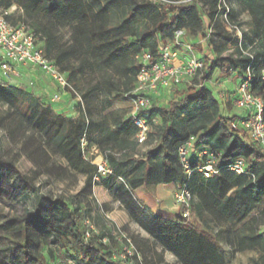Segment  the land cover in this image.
<instances>
[{
  "label": "rangeland",
  "instance_id": "obj_1",
  "mask_svg": "<svg viewBox=\"0 0 264 264\" xmlns=\"http://www.w3.org/2000/svg\"><path fill=\"white\" fill-rule=\"evenodd\" d=\"M153 3L157 0H151ZM168 1V0H167ZM255 4L240 2V0H223L216 9L218 13V20L216 23L210 17L214 8L208 10L207 5L199 6V13L203 19H206V27L203 29L199 27L198 30L203 29L205 35L210 34L211 38H214L216 30L224 37L231 38L225 58L226 68L229 67L230 60H234L237 57L235 47L240 42L245 45V53L254 54L263 53L264 47L260 43L261 33L263 31V25L252 15V8L255 6L264 8V0H253ZM184 6L182 0H178L176 6ZM8 7L6 10L11 11L10 22L14 25L20 23L32 24L35 26L34 32L40 37L37 42V47L44 54L54 61L55 56L59 51L72 52L79 50L81 56L71 57L66 62L65 68L62 69L69 83L75 88L76 92L80 95L86 96L84 100L85 111L79 108V101L75 94L72 92H62L55 85V83L47 77L40 69L30 68L29 66L15 67L12 72L5 73L0 69V140L3 143L2 153L12 152V154L20 155L17 167L23 173L30 178L36 177L35 180H31L32 191L26 184L22 183L20 179L12 177L10 172H4L0 169V213L3 215L2 221L10 217L24 218L28 214H37L41 210L47 208V198L53 200H62L71 206H79L81 213L84 216V226L87 229L91 237L102 239V235H105L103 243L109 246L110 251L114 254L115 260L122 258L125 264H186L177 254L178 249L181 246L182 235L184 232L189 231L186 227L185 231L178 232V234L169 235L168 233L152 236L145 232L137 223L131 220L129 212L124 206L123 202L118 198V187L124 185V182L117 181L113 187L105 189L104 187L96 188L92 191H86L88 189V182L86 175L74 170L68 160H62L59 157L58 143L47 147L42 145L46 140V134L58 119V110H53V114L40 113L38 117L31 121L33 113L37 110L39 105V99L46 104L45 108L59 106H67L70 109L64 113V116L70 120L68 125L65 126L62 137L65 138L69 135H74L73 130H78L76 137L80 149H82L83 156L86 158L85 162L91 163L95 166L106 162V153L115 154L117 157H121L119 152H115L114 149H106L103 154L104 160H91L99 156V153L92 151L91 143L101 142L108 137V134L99 132L93 138H86L83 142L84 125L87 124L86 117L93 124H107V121L100 122V119L107 117L111 114L112 108L114 109L116 104L120 105L121 109L127 112L132 111L135 105L130 99V93L137 88L136 77L139 72V64L134 63L135 59L124 56L114 62H107L104 70L100 71L95 62V56L90 57L88 61L86 56L89 54L82 52V49L75 42V35L80 30V25L63 24L59 18V14H48L46 10L57 7L60 10L63 9V3L61 0H54L51 4H45L43 11L37 12L33 17H29L26 11L19 7ZM2 7L0 6V11ZM225 10V11H224ZM227 10H230V16L228 20L230 23L237 25L244 30L242 39H239L238 33L231 31L228 25L223 24L224 15ZM97 10L92 9L91 17ZM1 13V12H0ZM110 22L112 27V33L108 36L109 41L114 38H119V30L117 29L123 22H126L128 29L124 36L126 45L133 48V45L138 43V40L145 31L146 23L136 24L134 20H129L127 9L123 10L121 16H118L114 11L110 10ZM211 18V19H210ZM205 22V21H204ZM92 29L94 23L92 21H85ZM244 27V28H243ZM242 30V31H243ZM52 36L51 45L48 48V37L45 32ZM201 32V30H200ZM244 32V31H243ZM246 35V36H245ZM191 33L185 34L184 39L189 48L178 47L176 43L171 42L168 44L171 51L177 54L176 62L186 63L192 58L202 60L204 62L205 56L199 46L195 45L196 38ZM95 35L91 34L93 40V51L105 50V44L97 41ZM223 40L221 37L219 38ZM123 42V40H122ZM84 50V49H83ZM86 50V49H85ZM48 52V53H47ZM95 55V54H93ZM105 56V55H104ZM103 56V57H104ZM134 59V61H133ZM157 59H160L158 57ZM140 60V59H139ZM104 61V59H103ZM175 63V61H174ZM128 65L127 72L124 73L123 66ZM262 67L264 69V59ZM65 69V70H64ZM103 69V68H102ZM131 74L132 77L128 75ZM125 78V80H124ZM223 80H227V83L221 84ZM241 78L237 74L230 76L223 75L217 72L211 80H195L193 82H186L179 89H173L168 92V95L172 99L176 91H187L193 87L210 88V92H217L227 103L231 102L230 111L236 113L239 117L245 116V111L236 107V99L238 94V88L241 82ZM200 85V86H199ZM55 94L69 97L68 100L53 101ZM150 98V106L147 110L159 105V110L169 112L168 105L164 100L160 101L156 97ZM15 100V101H14ZM131 105V109L128 105ZM108 110L109 113H105ZM45 112V111H44ZM62 116V115H61ZM106 120V118H105ZM113 121V117H110ZM153 135L160 136L159 130L160 121L156 120L152 125ZM101 128V127H100ZM99 128V129H100ZM97 129V128H96ZM98 130V129H97ZM102 130V129H101ZM158 130V131H157ZM151 130L149 128L148 141L151 140ZM153 138V137H152ZM248 147H251L249 141L246 142ZM147 151V150H146ZM123 161V160H119ZM130 163L134 161L136 164L143 160H127ZM108 166V164H107ZM109 167V166H108ZM142 166L137 171L138 178L143 176ZM103 181H108L110 174L102 175ZM97 184H101L99 179H95ZM148 183V182H147ZM102 186V185H101ZM156 191V189H155ZM146 195L151 196L149 189H146ZM158 195H163L164 191L156 192ZM176 196V195H175ZM150 197V198H151ZM168 207L172 208L176 204V198L170 197L166 199ZM165 206V205H164ZM161 208L163 206H160ZM151 208V207H150ZM152 209V208H151ZM61 211L57 209L56 216H60ZM205 220V218L203 219ZM206 221V220H205ZM210 219L208 218V222ZM210 223H212L210 221ZM209 233L213 237L218 238L222 245V253L226 263L229 264H264L262 259L264 256V246L258 250L248 253L243 256L229 255L228 235L224 231H221L219 227L213 225V228H208ZM217 232V233H216ZM172 236L173 238H171ZM115 238L116 245H110V238ZM49 242L51 243V249L56 254H60V247L57 245V239L53 235H47ZM13 245L9 238L0 231V264H16L11 254ZM125 258V259H123ZM52 264H80L74 254H71L68 258L60 261L53 262ZM100 264H107L105 261Z\"/></svg>",
  "mask_w": 264,
  "mask_h": 264
},
{
  "label": "trees",
  "instance_id": "obj_2",
  "mask_svg": "<svg viewBox=\"0 0 264 264\" xmlns=\"http://www.w3.org/2000/svg\"><path fill=\"white\" fill-rule=\"evenodd\" d=\"M61 1L63 3L62 10L57 7H52L46 10L47 13L53 15L60 13L59 20L63 24L80 25V31L75 35V42L80 49H82V52L84 51L95 56V62L100 71L104 70L106 66L104 63H112L122 59L125 56V52H127V49L124 47L117 49L123 42H125L126 46L127 42L124 41V36L128 29L126 22H123V24L117 28L120 29L119 38H114L110 41L108 39V36L113 30L110 22V10L114 11L118 16H121L123 10L127 9L129 20H134L137 25L144 21L148 22L143 35L138 37V43L133 45L135 52L139 53V59L144 51H150L155 60H159L157 58L161 56L162 50L171 42L176 43V32L185 29L187 26H191L193 29H198L201 22L199 15L195 12L193 7L187 9L182 5L176 6L177 4L165 3L162 0H157L154 3L151 0ZM168 1L178 2V0ZM247 1L251 5L255 4L253 0ZM52 2H54V0H0V6L4 10L8 7L19 6L26 11V14L29 17H33L35 13L45 9V4H51ZM217 6L218 0L213 4L214 11L211 16L213 22L218 20V13L216 12ZM92 9L97 11L95 14L93 13V16L91 17V14L89 13H92ZM251 13L263 25L260 43L264 47V8L255 6L252 8ZM87 20L92 21L95 28L92 29L89 24H86L85 21ZM30 25L35 29L34 25ZM149 25H152V31L149 30ZM48 32L49 31L45 32L47 37L50 34H48ZM91 34L98 37L97 41L101 42V44H105V50L109 52L107 53L108 56L106 55V60L103 61V59H101L103 58L100 56L101 51L99 53L97 52L98 50L93 51L94 48H92L93 40L91 39ZM211 37L212 36L209 34L204 35L207 53L204 54V62L200 60L204 64V69L200 73V75H202L200 80L209 81L217 72H219L227 76L237 74L238 77L242 79V82L246 78L248 70H251L253 72V78L250 91L262 96L264 99V80L262 79V73L264 71L262 67L264 52H255L254 54L244 55V49L236 51L237 57L234 60H230L229 67L226 68V49L218 47L217 42L221 40L219 39L220 37L226 42H231L232 39L230 37L227 38L222 36L217 30L213 36L214 38H217V40L215 41ZM48 40L49 49V45L52 44V36L49 35ZM178 47H180V45ZM201 51L203 50L201 49ZM81 54L82 53H80L79 50H75L69 53L64 52L62 57H78L81 56ZM140 67L141 64L139 70ZM193 81L184 80L179 85L169 88V90H177L184 83ZM209 94H211V92L207 88L196 86L184 92L176 91L173 98L168 103L169 112L166 113L168 119H170L172 123L166 129L161 130L160 135L162 141L168 144V148L174 152L176 151L177 158L174 162L177 163L178 166L175 172H180L182 174L180 188L182 189L186 185L192 194V191L195 190L194 178L196 174H202L199 170L207 166L208 162L211 161L209 159L212 156L214 159L213 173H215L217 169V171H221L220 173H231L235 178L233 183L223 185L218 181L205 178L202 174L207 182L201 185L200 189L207 192V195L210 196L214 205L223 206L226 193L234 186L240 187L244 194H256L259 197H264V170H259L256 166L257 162L264 160V152L252 141L251 147H245L243 140L238 136L237 132L246 133L247 135L248 133L242 130H233L231 126L228 125V122L231 120H234L235 122L237 116L229 117L225 116V114L223 115L220 112L221 104L219 100L216 97H211ZM81 97L84 102L86 96L83 97V95H81ZM145 97H148V99L150 98V96ZM38 99L40 100L39 105L36 106L37 110L33 113L31 121L38 117L40 113L42 114V112L47 114L54 113L52 107L45 108L46 104L41 98ZM231 106V102L227 103L226 110L230 111ZM79 108L83 109L86 113L85 104L83 108L79 104ZM158 109L159 108L156 106H153V109H151L148 114L138 116V118L145 120L146 123L150 125L156 119L157 114H159L160 110ZM174 119H176V122H173ZM239 121L235 123H238ZM68 122H70L69 119L63 115H59L56 122L53 123L47 132L46 140L42 145L50 147L58 143L57 148H59V157H61L62 160H68L70 166L74 170L86 175L88 182V189L86 191L92 193L94 189L99 187H104L105 189L113 187L115 182L119 180L124 182V185L120 186V188L118 187V198L123 202L129 212L131 220L137 223L145 232L152 236H157L163 233L173 235L185 231L187 227L189 231L183 233L181 237V246L176 254L185 261L186 264H220V261L216 259L206 260V258L210 257V254H194L193 250L196 248L195 246L191 248L187 247L189 241L196 242L199 233L197 232L198 230L196 226L188 223L189 216L187 218L184 217V214L187 211L185 206L180 205L179 213L168 217L164 212L160 214L154 213L147 204L135 195L133 188L127 181H125L124 177V174L130 172H126L130 162L116 160L113 155L106 153V162L112 171V174H110L111 176L108 181H103L102 175L98 173L99 167L85 162L82 149H80L76 139L78 136V130H73L74 135L61 138L63 130L65 126L68 125ZM86 122L87 124L84 125V128L82 129L83 135L86 136L85 139L91 138V122L87 117ZM186 125L189 126V132H187ZM86 126H88L89 131L86 129ZM134 127V133L138 134L139 128L136 125H134ZM208 127H211V131ZM202 129L207 130V134L204 135V137L208 138L209 142L207 141L204 144L208 145L210 150L207 153V157H205V165L201 168L192 164L189 159L190 157L188 158L192 171V175L188 177L184 168L180 164L177 153L179 148L183 146L190 137H196ZM216 135L218 136L216 137ZM113 141V138L109 139L107 137L103 141V144L107 145ZM3 149V143L0 140V169L4 172H10L12 177L14 176L20 179L22 183L26 184L32 191H34V189L31 188L30 183L31 180H35L36 177L30 178L23 175L17 167L20 155L12 154V152L2 153ZM220 152L223 155L220 156ZM221 157L222 160L233 161L227 162L220 168L217 165ZM239 158H242L246 163V174L241 176H238L231 171V166ZM147 165L148 163L141 164L143 171L142 178L144 179L143 182L146 184L149 183L150 178L151 181H153L163 167L155 164L150 168V165L149 167H147ZM135 169V171H138L140 166ZM96 178L99 179L101 184L95 182ZM214 184H219L220 190H215L213 187ZM46 201V210H41L37 214H28L24 218L10 217L2 221L3 215L0 213V231L9 238L13 245L11 254L16 264H52L53 262H56L58 258L62 261L63 259L68 258L71 254L75 255L76 260L80 264H100L104 261L107 264H125V261L122 260V258L115 260L114 254L110 251L109 246L103 243L106 238L105 235L101 236V240L87 236L90 232H88L84 226V216L78 205L71 206L62 200H53L51 198H47ZM255 203L257 204V202ZM250 204H244L237 208L236 218L238 219V223H241L253 213L254 206H251ZM192 208L193 207H191L190 211ZM57 209L61 211L60 216H56ZM262 216L264 217V210ZM47 235H53L56 237L57 245L61 250L60 254L53 252ZM170 237L173 238L172 236ZM199 237L203 238L202 235ZM257 239L260 240L258 237ZM109 241L110 245L117 244V241L113 237L110 238Z\"/></svg>",
  "mask_w": 264,
  "mask_h": 264
},
{
  "label": "crops",
  "instance_id": "obj_3",
  "mask_svg": "<svg viewBox=\"0 0 264 264\" xmlns=\"http://www.w3.org/2000/svg\"><path fill=\"white\" fill-rule=\"evenodd\" d=\"M217 0H182V3L184 4V8L189 9L190 7L195 9V12L199 15L200 18V26L203 29L206 27V19H203L201 14L199 13V6L207 5L208 10L213 9V4L216 3ZM223 0H218V5ZM240 2L248 3L247 0H240ZM213 13V12H212ZM211 13V16H212ZM210 16V17H211ZM212 18V17H211ZM210 18V19H211ZM205 21V22H204ZM147 26V21H144ZM145 26V29H146ZM149 30L152 31V25H149ZM244 28V27H243ZM203 29H193L191 26H187L184 30V36L185 34L191 33L196 38V44L203 50V53H207L206 48V41L204 40V33ZM243 30V29H242ZM244 31V32H243ZM242 31V33L238 34L239 39H242L244 33H246L245 28ZM220 33V32H219ZM184 36L180 40V47L184 48H190V46L186 43L187 41L184 39ZM246 36V35H245ZM123 45V46H122ZM117 49H121L122 47L127 49V52H125V56L134 58L133 61L136 64H141V61L139 60V53L135 52L134 48L130 46H125V42L122 43ZM218 47L227 48L229 47L225 40H219L217 42ZM246 46L243 45L241 42L238 46L235 47V51H241ZM47 51L49 52V49L47 48ZM47 52V53H48ZM63 51H59L57 55L55 56V60L53 63L58 65L61 69L65 68L66 62L70 60V57H62ZM109 52L106 50H103L100 52V56H104L101 59L106 60V57L108 56ZM48 55V54H46ZM97 55V54H96ZM107 55V56H106ZM91 55L89 54L86 56V59L89 61ZM175 63H179L176 62ZM30 68L35 69L34 67L29 66ZM127 68H129L128 65L123 66L124 73L127 72ZM65 70V69H64ZM129 77H132L131 74L128 75ZM68 80V79H67ZM125 80V78H124ZM227 83V80H223L221 84ZM241 83V82H240ZM207 89L210 90V88L207 87ZM171 90L169 89H163L161 88L158 93L152 94V97L158 98L160 101L164 100L166 104H168L171 101L170 96L168 95V92ZM211 97H216L221 106H220V112L225 116H237V119L235 122L239 121L243 117H239L236 115V113L232 111L226 110L227 102L224 101L222 98H220V94L217 92L209 94ZM69 97L64 95L62 96V100L66 101ZM120 105L115 106V108L110 111L111 114L104 116L106 118L100 119V122L107 121V124H93L92 127H90V134L91 138L95 137L99 132H104L105 134H108V138H113L114 141L112 143H109L107 145L103 144V141L101 142H94L91 143V150L96 151V153H99V156L95 159L91 160H104L103 154H105V150L110 148L114 149L115 152H119L121 157H117L115 154L113 156L116 158V160H123L125 162H129L127 160H143L139 161V163H135L132 161V163H129L128 170L129 173L124 174L125 181L128 182V184L133 188V191L135 195L141 199L145 204H147L149 207L152 208L154 213H166V216L171 217L172 215H177L180 211L179 205L176 203L173 205L172 208L168 207L166 204V199L168 198H176L177 194L180 193L181 188V179L182 174L180 172H175L177 170V163L174 162L176 160L177 155L176 151L170 150L168 148V144L166 142H163L161 139V135L156 136L153 135V127L152 125L156 120L160 121V128L159 130L166 129L171 125L170 119H168L167 113L165 111L160 110L159 114H157L156 119L153 123L149 125L151 134L150 136L151 140L146 142L145 145H138L137 143V133H134V122L133 118L135 116H144V114H148L151 109H146L141 112L136 113L134 108L130 112H125L124 109H121L119 107ZM131 109V105H128ZM157 108L159 105H155ZM52 107V106H50ZM58 110L56 112L58 115H63L66 113L70 108L63 105L59 106V108L54 109ZM159 110V109H158ZM105 113H109L108 110L105 111ZM113 117V121L110 120V117ZM144 118V117H143ZM173 122H176V119H174ZM234 120H231L228 122V125H230ZM214 126V125H212ZM101 127V128H100ZM187 132H189V126L186 125ZM98 130H97V129ZM100 128V129H99ZM211 131V127H208ZM86 129L88 130V126H86ZM102 129V130H101ZM89 131V130H88ZM158 131V130H157ZM238 136L243 140L245 147L247 148V141L251 143V140L249 139V136L246 133L237 132ZM207 134V130L202 129L199 131L197 136L195 137L194 144L190 150L189 153V159L192 164L195 166L201 168L203 165H205V157H207V153L210 150L208 145H205L204 143L208 141V138H205L204 135ZM218 135H216L217 137ZM153 137V138H152ZM209 142V141H208ZM252 145V143H251ZM147 150V151H146ZM220 156L223 155L221 152L219 153ZM86 160V158L84 157ZM106 160V159H105ZM233 160H219L218 167H223L227 162H230ZM255 161V160H254ZM253 162V161H252ZM148 163L147 167L150 168L152 165H161L163 166L161 170L158 172V174L155 176L154 180L151 181V178L149 179V183L146 184L144 179L138 178L139 175H136L137 171H135L137 167L141 166V164ZM254 163V162H253ZM249 164V163H247ZM256 166L259 170H264V160L257 162ZM221 171H215L210 177V180L218 181L219 183L223 185H227L230 183H233L235 180L234 176L231 173H220ZM146 175V174H145ZM103 178V176H102ZM148 179V178H147ZM156 180V181H155ZM209 180V181H210ZM155 181V182H154ZM207 182L206 179H204L202 174H196L194 178V184H195V190L192 191L193 196V202H192V210L189 213L188 223L190 225H194L197 228V232L199 233V236L202 235L203 238L197 236L196 242L189 241L187 243V247H193L196 248L193 250L194 254L197 255H207L210 254V257L206 258V260L210 259H216L220 261V264H229L226 263V260L224 258V254L222 253V249L220 248L221 242L218 238H215L212 236V234L209 233L208 228H213V225L219 227L221 231H224L228 235V245H229V255L232 254V256L235 258V256H243L248 253H252L262 246H264V217L262 216V212L264 210V197L257 196L256 194H244L240 187L234 186L231 188L225 196V199L223 201V206L219 205L216 206L213 204L210 196L207 195L206 191H202L200 189V186L205 184ZM219 184H214L213 187L215 190L219 189ZM146 189H149V192L151 193V196L146 195ZM156 189V191H155ZM158 191H164L165 193L163 195H158L156 192ZM176 195V196H175ZM151 197V198H150ZM257 202V204L255 203ZM251 203V204H250ZM250 204L251 206H254V211L251 214L250 217L242 221L241 223H238V219L236 218L237 214V208L241 205ZM165 205V206H164ZM160 206H163L162 208ZM205 218V220H203ZM208 218L210 221L208 222ZM217 233V232H216ZM260 238L259 239H257ZM224 255V256H223ZM264 260V256L262 258Z\"/></svg>",
  "mask_w": 264,
  "mask_h": 264
},
{
  "label": "built area",
  "instance_id": "obj_4",
  "mask_svg": "<svg viewBox=\"0 0 264 264\" xmlns=\"http://www.w3.org/2000/svg\"><path fill=\"white\" fill-rule=\"evenodd\" d=\"M165 3L177 4L178 2H170L162 0ZM16 9V7H13ZM0 67L5 73H10L15 67L31 66L40 69L47 77H49L62 92H72L79 101L80 106L84 107V102L79 93L69 83L64 72L59 66L43 53L37 47V42L40 37L36 35L30 24L25 22L14 25L9 18L11 11L1 9L0 11ZM230 10H227L224 15L223 24L228 25L231 31L242 33V29L237 25L230 23L228 20ZM216 23V21L214 22ZM212 31H210V34ZM184 36V31L176 32V44L180 45V40ZM191 50V47L189 48ZM244 55H250L244 52ZM177 59V54L173 53L169 46L162 50L159 60H155L150 51H144L140 57L141 67L136 77L137 88L130 93V99L135 105V112L146 110L150 106L148 97L158 93L163 89L179 85L184 80L193 81L200 80V73L204 69V64L196 58L190 59L186 63H174ZM253 72L248 70L246 78L240 83L236 99V107L245 111V116L238 123L230 124L233 130H242L248 133L251 141L264 152V99L262 96L254 94L250 91ZM264 80V71L262 73ZM200 86V85H199ZM62 95L55 94L53 101H60ZM133 122L139 128L137 134L138 145H145L148 140L149 125L145 120L139 119L137 116L133 118ZM83 138V142L85 140ZM195 137H190L189 140L179 148L178 157L180 164L185 170L188 177L192 175L191 167L188 162L190 150L194 144ZM207 166L200 169L205 178H210L214 170V159L211 156ZM99 174H112V171L107 166V162L100 164ZM231 171L238 175L246 174V163L242 158H239L231 166ZM193 196L186 187L181 189L176 196V203L187 208L184 217L189 216L192 207ZM90 236L89 234L87 235ZM125 259V258H123Z\"/></svg>",
  "mask_w": 264,
  "mask_h": 264
}]
</instances>
